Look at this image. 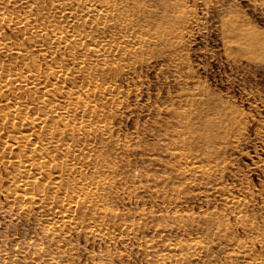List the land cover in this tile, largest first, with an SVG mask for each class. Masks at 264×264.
I'll return each mask as SVG.
<instances>
[{
  "label": "rangeland",
  "instance_id": "rangeland-1",
  "mask_svg": "<svg viewBox=\"0 0 264 264\" xmlns=\"http://www.w3.org/2000/svg\"><path fill=\"white\" fill-rule=\"evenodd\" d=\"M187 4L196 17L187 24L190 29L186 28L183 42L186 48L182 45L178 58L165 57L159 51H155L157 55L151 53L152 57L145 54L150 55L147 62H138L137 70L119 75L116 81L125 101L117 119L111 121L110 134L117 143L109 147L108 153L119 172L111 178L114 190L110 198L111 206L126 220L131 222L133 218L132 223L127 221L132 238L127 243L109 244L80 231L70 241L61 240L62 247L57 249L38 221L11 205L5 193L10 184L0 179V264H96L100 258L103 264H167L161 251L174 247L178 240L191 243L199 236L205 237L201 238L203 252L185 264H237L228 254H237L241 244L252 250L243 263L264 262V0H188ZM186 87L193 93L188 101L182 96L190 91ZM190 106L198 121L194 135L189 137L194 141L186 139V134L180 135L179 130L185 126L177 116L178 111ZM232 115L239 120H230ZM206 117L215 125L211 122L206 127ZM190 140L194 146L188 143ZM193 148L199 158L211 156L205 162L217 174L190 173L182 177L179 157L174 153ZM230 192L246 200L242 213H248L256 223L252 232L224 203V195ZM177 195L182 202H178ZM43 252L54 253L55 261L44 259Z\"/></svg>",
  "mask_w": 264,
  "mask_h": 264
},
{
  "label": "bare ground",
  "instance_id": "bare-ground-1",
  "mask_svg": "<svg viewBox=\"0 0 264 264\" xmlns=\"http://www.w3.org/2000/svg\"><path fill=\"white\" fill-rule=\"evenodd\" d=\"M187 2L0 0V179L10 184L5 193L11 205L16 206L26 217L38 221L57 249L62 247L61 240L66 242L73 239V234L80 231L109 244L128 242L132 238L133 230L129 223H132L133 218L131 222L126 220L122 212L111 206L110 198L114 190L111 178L118 176L119 172L115 159L108 153L109 147L117 143L110 134L113 129L111 121L120 113L125 101V95L116 86V81L119 75L137 70L138 62L146 60L155 51L165 57L171 55L178 58L187 24L192 17H196ZM191 91L182 94L186 101L193 95ZM192 107H185L177 113L185 126L179 130L180 135L186 134V139L193 134L195 123L198 122H195L196 112ZM224 115L228 114L224 111ZM233 116L230 120L234 119ZM204 122L207 127L212 121ZM191 140L188 143L193 145ZM193 150L186 153V150H179L180 154L174 150V155L179 157L177 168L182 177L187 178L190 173L217 174L213 166L205 162L211 156L199 158ZM180 191L178 195H181ZM178 195L176 198L179 200L181 197ZM223 198L230 212L237 213L239 223L247 224L251 232L256 229V223L250 220L248 213H242L246 206L245 199L231 192ZM180 220L178 222L181 223L183 220ZM218 227L221 228V225ZM201 238L205 239L195 237L191 243L189 240H178L174 247L164 249L160 255L167 264H185L203 252ZM239 247L237 254L236 251L228 254L233 262L264 264L261 261L243 263L252 250L245 244ZM74 253L78 254L76 250ZM42 255L44 259H56L51 252H43ZM108 256L112 257L111 254ZM101 260L96 264H103Z\"/></svg>",
  "mask_w": 264,
  "mask_h": 264
}]
</instances>
